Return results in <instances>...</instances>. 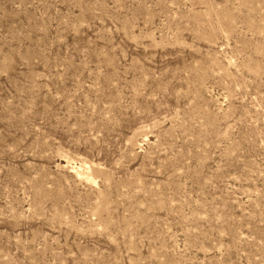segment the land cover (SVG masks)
Listing matches in <instances>:
<instances>
[{
  "label": "rangeland",
  "instance_id": "rangeland-1",
  "mask_svg": "<svg viewBox=\"0 0 264 264\" xmlns=\"http://www.w3.org/2000/svg\"><path fill=\"white\" fill-rule=\"evenodd\" d=\"M0 264H264V0H0Z\"/></svg>",
  "mask_w": 264,
  "mask_h": 264
}]
</instances>
